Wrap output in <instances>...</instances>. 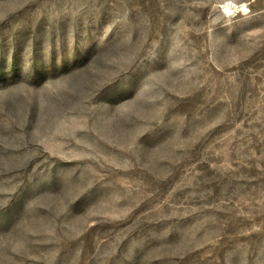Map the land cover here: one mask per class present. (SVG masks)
<instances>
[{"label": "rangeland", "instance_id": "rangeland-1", "mask_svg": "<svg viewBox=\"0 0 264 264\" xmlns=\"http://www.w3.org/2000/svg\"><path fill=\"white\" fill-rule=\"evenodd\" d=\"M0 264H264V0H0Z\"/></svg>", "mask_w": 264, "mask_h": 264}, {"label": "clouds", "instance_id": "clouds-1", "mask_svg": "<svg viewBox=\"0 0 264 264\" xmlns=\"http://www.w3.org/2000/svg\"><path fill=\"white\" fill-rule=\"evenodd\" d=\"M230 7L232 8L233 11H240V12H247L249 9L247 8L246 4L244 3H240L239 7L237 9V6L235 4L230 5ZM225 12L229 11V6H225L224 8Z\"/></svg>", "mask_w": 264, "mask_h": 264}]
</instances>
